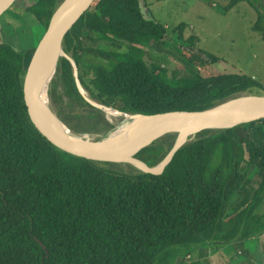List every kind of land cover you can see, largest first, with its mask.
I'll return each instance as SVG.
<instances>
[{"label":"trees","instance_id":"obj_1","mask_svg":"<svg viewBox=\"0 0 264 264\" xmlns=\"http://www.w3.org/2000/svg\"><path fill=\"white\" fill-rule=\"evenodd\" d=\"M61 1L33 0L23 13L45 32ZM260 21L261 16L256 28L264 36ZM27 25L20 26L29 31ZM185 28L180 23L174 37L189 48L197 38L183 40ZM85 34L126 41L129 49L113 52L105 63L85 58ZM167 37L164 25L144 18L138 0H95L66 35L64 47L73 51L78 69L77 58L82 60L87 80L80 71L78 77L91 97L128 113L208 107L257 85L243 72L204 71L207 59L198 50L179 49L194 68L184 77L151 70L146 57H135L134 50L168 43ZM32 53L0 42V264H175L179 257L204 264L199 249L264 234V214L256 212L264 201V143L257 132L259 125L264 132V119L200 132L160 175L95 164L59 150L28 125L22 80ZM60 66L70 85L66 94H76L91 109L75 115L80 124L59 112L62 121L81 133L114 128L80 94L70 61L60 59L58 73ZM175 137L167 135L145 158L161 162ZM250 179L255 186L246 190L249 201L228 215Z\"/></svg>","mask_w":264,"mask_h":264},{"label":"water","instance_id":"obj_2","mask_svg":"<svg viewBox=\"0 0 264 264\" xmlns=\"http://www.w3.org/2000/svg\"><path fill=\"white\" fill-rule=\"evenodd\" d=\"M94 1L62 0L60 2L38 41L23 76L22 106L28 125L54 147L73 157L95 164L130 165L142 172L160 175L170 170L176 152L193 141L200 132L228 129L264 119V94L255 95L244 91L237 92L208 107L157 114L128 113L94 101L78 77L76 62L68 55L64 47L66 35L93 6ZM138 1L144 18L154 19L146 6V1ZM25 2L26 0H2L0 32L10 25L12 19L25 11L27 8ZM60 59L70 61L78 90L88 103L103 113H105V107L122 114L124 120L119 126L115 127L112 124L114 128L103 133L77 132L62 121L54 110L51 100L47 105L44 101L47 91L43 90L51 74H56ZM105 116L107 117L106 113ZM130 116L146 118L144 128L123 133L122 128L129 123ZM107 120L111 122L108 117ZM57 122L69 128V132L61 128ZM173 133L176 134L175 140L161 162L156 164L145 158L149 148ZM35 240L45 248L37 237Z\"/></svg>","mask_w":264,"mask_h":264},{"label":"rangeland","instance_id":"obj_3","mask_svg":"<svg viewBox=\"0 0 264 264\" xmlns=\"http://www.w3.org/2000/svg\"><path fill=\"white\" fill-rule=\"evenodd\" d=\"M233 1L147 0V5L153 14V18L167 29L168 43L153 42L149 47L143 48L141 52L134 50L135 57H143V59L146 57V60L151 64V70L160 69L170 76L173 73L180 77L190 75L189 68H193V66L181 50H179L183 48L187 49L188 47L182 46L174 37L176 35V32H174L175 28L184 22L186 23V28L182 33V38L186 40L192 35L196 36L197 40L191 46L189 45L188 49H191L193 52L197 50L203 52L204 58L207 59L203 61L204 71L221 70L246 73L255 79L257 85L244 92L255 95L264 94V36L263 32H260L256 28L259 16H261L260 24L264 28V0ZM232 2L233 5L225 10L224 7ZM25 4L27 7L31 6L33 0H26ZM25 22H28L27 26L30 29L29 31L23 30L20 26ZM35 23L36 21H33L28 12L16 16L10 21L11 27L9 26L1 30L0 42L8 43L17 50L23 48L28 51H34L33 48H36L38 41L44 33L41 25ZM89 36L92 35L85 34L82 37V46L86 48V51L83 53L84 56H82L85 58H91L95 61L98 60L105 63L107 58L113 55V52L129 49V43L126 41L99 40ZM185 43L188 42L186 41ZM66 52L75 61L73 51L66 49ZM211 55L216 56L218 60L216 62L209 61L208 57ZM77 60L81 63L78 64L80 67L78 73L80 71L81 77H83L86 70H83L82 60L78 58ZM65 71L63 66H60L59 73L56 72L55 77L53 76L51 79L47 93L51 86L50 100L54 110L57 113L60 112L70 116L72 123L80 124V119L75 115L88 113L91 109L85 104L78 102L76 100V94H73L72 97L68 93V95L66 94L70 90V85L68 84ZM86 77L87 75L83 79L87 80ZM93 100L96 101L95 99ZM123 120L120 117L109 122L117 127ZM261 128V125H259L257 132L260 134L261 140L264 143V132ZM242 132L240 131L241 136H247L243 135ZM114 168L123 171L132 170L130 165H114ZM254 186V181L250 179L247 185L238 192L236 198L232 201L228 215L235 213L241 204L249 201V195ZM247 188L250 189L249 194H245ZM256 212L261 214V204ZM258 241L259 238L257 239ZM248 242L250 246L254 245L251 239ZM257 244L260 245V243ZM186 263L189 264V260L186 258L182 259L181 257L175 262V264ZM238 264L254 263L249 262V260L243 257V263L239 262Z\"/></svg>","mask_w":264,"mask_h":264},{"label":"crops","instance_id":"obj_4","mask_svg":"<svg viewBox=\"0 0 264 264\" xmlns=\"http://www.w3.org/2000/svg\"><path fill=\"white\" fill-rule=\"evenodd\" d=\"M261 213L264 214V201L261 203ZM258 238L259 241L257 242ZM249 239L253 241L254 245H249ZM249 239L237 241L231 244H220L215 247H210L208 250H205L204 248L199 249L198 253L200 259L204 264H238L239 262L243 263L244 257L249 260V262L254 264H264V234L263 236ZM257 243H260V245Z\"/></svg>","mask_w":264,"mask_h":264},{"label":"bare ground","instance_id":"obj_5","mask_svg":"<svg viewBox=\"0 0 264 264\" xmlns=\"http://www.w3.org/2000/svg\"><path fill=\"white\" fill-rule=\"evenodd\" d=\"M1 3H2V0H0V5H1ZM62 55H64V54H62ZM53 76H54V73L51 74L49 81L46 83V85L44 87V90H43L44 92L47 91L46 88H48V86H49V84H50L51 79H52ZM44 101L47 103V105L49 104L50 98H49L48 93H47V97H44ZM104 110H105V113L107 114V117L109 119H111L112 121L115 120V119H117V118L122 117V114L121 113H119L117 111H114L112 109H108V108H105L104 107ZM145 121H147V119L144 118L143 116H134V117H131L130 116L129 117V123L127 125L123 126L122 132L123 133H128L130 130H139L141 127L144 128V125L146 124ZM58 125L61 128H63L64 130H66V131L69 132V130H68L69 128H67L65 125H60V123H58Z\"/></svg>","mask_w":264,"mask_h":264}]
</instances>
